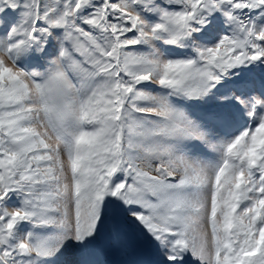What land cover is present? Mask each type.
Returning <instances> with one entry per match:
<instances>
[{
  "label": "snow or ice",
  "instance_id": "6c2138e0",
  "mask_svg": "<svg viewBox=\"0 0 264 264\" xmlns=\"http://www.w3.org/2000/svg\"><path fill=\"white\" fill-rule=\"evenodd\" d=\"M0 264H264V0H0Z\"/></svg>",
  "mask_w": 264,
  "mask_h": 264
}]
</instances>
